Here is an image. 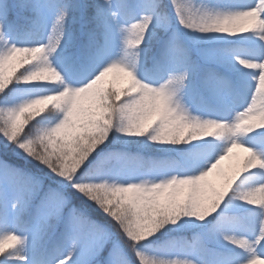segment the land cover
Masks as SVG:
<instances>
[{"label":"snow or ice","instance_id":"1","mask_svg":"<svg viewBox=\"0 0 264 264\" xmlns=\"http://www.w3.org/2000/svg\"><path fill=\"white\" fill-rule=\"evenodd\" d=\"M0 264H264V0H0Z\"/></svg>","mask_w":264,"mask_h":264},{"label":"rangeland","instance_id":"2","mask_svg":"<svg viewBox=\"0 0 264 264\" xmlns=\"http://www.w3.org/2000/svg\"><path fill=\"white\" fill-rule=\"evenodd\" d=\"M224 164L225 166H227L229 164V161H225Z\"/></svg>","mask_w":264,"mask_h":264}]
</instances>
